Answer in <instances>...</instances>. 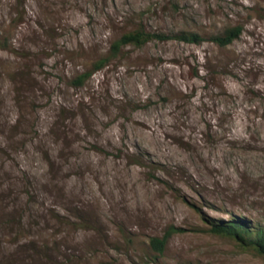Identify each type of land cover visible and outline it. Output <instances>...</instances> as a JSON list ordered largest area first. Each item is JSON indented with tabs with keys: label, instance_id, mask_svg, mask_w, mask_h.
Here are the masks:
<instances>
[{
	"label": "rangeland",
	"instance_id": "rangeland-1",
	"mask_svg": "<svg viewBox=\"0 0 264 264\" xmlns=\"http://www.w3.org/2000/svg\"><path fill=\"white\" fill-rule=\"evenodd\" d=\"M236 218L264 227V0H0V264H264Z\"/></svg>",
	"mask_w": 264,
	"mask_h": 264
},
{
	"label": "trees",
	"instance_id": "trees-1",
	"mask_svg": "<svg viewBox=\"0 0 264 264\" xmlns=\"http://www.w3.org/2000/svg\"><path fill=\"white\" fill-rule=\"evenodd\" d=\"M242 33L243 26L241 25L230 27L226 29L224 33L211 37H203L193 32H180L173 36H164L147 32L144 28H138L125 33L120 39L115 41L112 45L111 53L115 56L122 48L129 46L141 47L155 39H175L191 44H200L209 41L221 48H227L237 41ZM109 61L110 58L108 57L99 60L94 65V69L79 75L72 81V85L75 87L82 86L93 74L104 68ZM179 231L181 230L178 228L170 227L163 237L152 238L150 241L151 250L155 254L163 255L168 247L170 239ZM210 231L220 235H228L239 241L255 246L258 254L264 256V227H254L248 220L236 218L226 222V224H218Z\"/></svg>",
	"mask_w": 264,
	"mask_h": 264
}]
</instances>
